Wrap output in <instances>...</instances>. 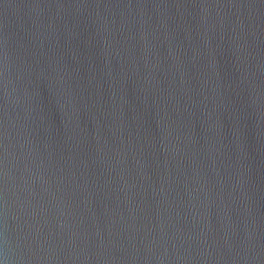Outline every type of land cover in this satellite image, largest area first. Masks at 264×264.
I'll use <instances>...</instances> for the list:
<instances>
[{"label":"water","instance_id":"obj_1","mask_svg":"<svg viewBox=\"0 0 264 264\" xmlns=\"http://www.w3.org/2000/svg\"><path fill=\"white\" fill-rule=\"evenodd\" d=\"M0 264H264V0H0Z\"/></svg>","mask_w":264,"mask_h":264}]
</instances>
